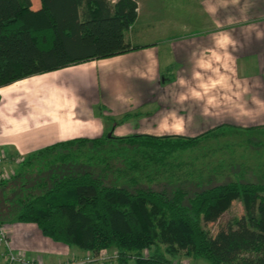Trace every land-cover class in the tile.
Returning a JSON list of instances; mask_svg holds the SVG:
<instances>
[{"label": "trees", "instance_id": "obj_1", "mask_svg": "<svg viewBox=\"0 0 264 264\" xmlns=\"http://www.w3.org/2000/svg\"><path fill=\"white\" fill-rule=\"evenodd\" d=\"M137 9L136 0H38L36 7L0 0V88L137 50L124 36ZM217 129L195 137L105 133L50 145L22 163L19 177L34 162L45 161L50 173L15 194L14 220L67 248L115 251L117 264H170L179 256L264 264V182L243 174L204 181L195 161L183 157L219 138ZM234 201L244 214L212 235L208 223ZM5 212L0 204V217Z\"/></svg>", "mask_w": 264, "mask_h": 264}, {"label": "crops", "instance_id": "obj_2", "mask_svg": "<svg viewBox=\"0 0 264 264\" xmlns=\"http://www.w3.org/2000/svg\"><path fill=\"white\" fill-rule=\"evenodd\" d=\"M136 1L137 19L124 36L137 50L0 88V151L17 159L96 138L128 114L124 128L137 120V134L155 136L264 126V0ZM63 76L70 80L53 82ZM45 79L53 85L43 87ZM88 91L103 100L104 114L84 100L61 98ZM7 227L12 250L44 264L76 263L89 254L45 238L32 224L13 220Z\"/></svg>", "mask_w": 264, "mask_h": 264}, {"label": "rangeland", "instance_id": "obj_3", "mask_svg": "<svg viewBox=\"0 0 264 264\" xmlns=\"http://www.w3.org/2000/svg\"><path fill=\"white\" fill-rule=\"evenodd\" d=\"M37 5L38 0H33V6L36 7ZM63 77L64 78L62 80L59 78V80L53 82L55 84H60L61 81L64 83L66 80H70L67 77L65 79V76ZM32 79L33 81L31 83H34L37 80L36 78ZM48 81L49 79L43 80V87L47 85H53L52 81L51 83ZM61 98L66 100L70 99L71 101L84 100L86 106L91 111H93V109L96 107L100 114H104V103L103 100L101 101L98 94L94 95L92 92L88 91L85 94L79 96H74V94L62 95ZM50 105H52L51 102ZM50 112L53 114L52 110H50ZM30 114L31 113L29 112L28 115ZM110 124L111 129L108 132H105L107 134L123 137L138 133L137 120H131V122H128L127 128H124L122 126L123 123L117 122V120L110 122ZM205 130L207 129H202L200 131L204 133L206 132ZM129 131H132V133H129ZM217 131H220L222 134L219 136V138L207 140L203 142L199 148L183 155L185 159H193V162L195 161V169L196 171H201L202 179L206 181L208 177L215 176L217 183H222L233 179L235 175L243 174L245 181L258 183L264 182V126L258 128H243L224 124L218 126ZM1 153H4L3 156L5 157V160L1 165L5 174L0 181V204L6 212L1 214L0 223L8 226L11 225V222H13L16 215V213L13 212L14 210H11L10 208V205L15 200V194L21 193V189L23 187L28 189L29 187H32L36 183L40 182L42 178L48 177L50 171L45 168V161L40 163L34 162L30 169H26L27 172L25 169L23 170L26 172V174L22 177H19V173L22 171V163L28 156H19L16 159V157H13L12 154H8L4 151H0V154ZM77 167L80 168V164H78ZM4 204L8 205L7 208L4 206ZM9 212H11L10 216L8 214ZM243 214L244 209L241 202L234 201L230 209L219 219L211 220L208 223L207 229L213 235L216 233L220 225H224L232 218H239ZM4 253V246L0 243V264L6 263L4 256H2ZM107 254L109 255V258H106L104 264L108 262H116L117 254L115 251H108ZM129 264H132V262H129ZM170 264L209 263L202 259H192L179 256L173 259Z\"/></svg>", "mask_w": 264, "mask_h": 264}, {"label": "built area", "instance_id": "obj_4", "mask_svg": "<svg viewBox=\"0 0 264 264\" xmlns=\"http://www.w3.org/2000/svg\"><path fill=\"white\" fill-rule=\"evenodd\" d=\"M4 153L0 154V181L4 177V169L1 166L5 160L3 156ZM8 227L0 223V243L3 244L5 253L4 258L6 260V264H44L42 260L37 257L36 259L28 258L21 251H14L10 246L9 240V232ZM106 258H109V255L106 251H100L97 254H88L86 257L79 262H67V263H58V264H104Z\"/></svg>", "mask_w": 264, "mask_h": 264}, {"label": "clouds", "instance_id": "obj_5", "mask_svg": "<svg viewBox=\"0 0 264 264\" xmlns=\"http://www.w3.org/2000/svg\"><path fill=\"white\" fill-rule=\"evenodd\" d=\"M213 11H214V9H213ZM179 130V129H178Z\"/></svg>", "mask_w": 264, "mask_h": 264}]
</instances>
